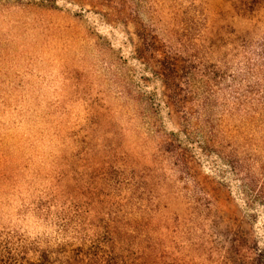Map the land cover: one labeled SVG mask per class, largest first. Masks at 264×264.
Segmentation results:
<instances>
[{
	"label": "rangeland",
	"instance_id": "1",
	"mask_svg": "<svg viewBox=\"0 0 264 264\" xmlns=\"http://www.w3.org/2000/svg\"><path fill=\"white\" fill-rule=\"evenodd\" d=\"M226 1L0 0V264L64 261L93 243L102 254L118 232L124 250L157 248L174 264H231L240 229L241 255L245 242L264 250V120L218 110L213 130L199 113L183 128L135 52L179 51L178 26ZM167 137L181 160L161 148ZM122 171L156 208L139 213Z\"/></svg>",
	"mask_w": 264,
	"mask_h": 264
},
{
	"label": "trees",
	"instance_id": "2",
	"mask_svg": "<svg viewBox=\"0 0 264 264\" xmlns=\"http://www.w3.org/2000/svg\"><path fill=\"white\" fill-rule=\"evenodd\" d=\"M226 2L222 7L227 13L220 7L215 10L199 8V21L193 17L178 26L179 51L166 49L157 57L154 52L146 56L139 45L135 49L138 60L149 63L153 75L161 81L162 101L169 110L171 119L175 121V118H179L185 129L192 122L190 115L199 113V124L213 130V114L218 110L222 111V116L227 114L236 120L240 118L246 122H254L257 117L264 120V0ZM153 47L150 46L152 49ZM240 129L237 128L236 131ZM173 144L167 137L161 143V148L164 147L163 151L172 152L175 159L181 160L183 154L177 153L181 145L175 146L177 148L170 147ZM226 158L235 171L243 172L241 161L233 160L230 156ZM115 178L118 186L126 184L133 193L138 194L135 205L139 207L140 214L156 208L158 200L146 197L145 184L138 181L136 176L130 178L122 171ZM248 187L251 191H256L253 187ZM118 192V203H124L123 189L119 187ZM256 198L264 206L262 188L257 191ZM130 233L132 238L137 237L134 230ZM233 233L231 247L226 251L231 264H264V250L252 251L247 242L246 254L241 255L237 248V238H249L250 232L240 229ZM118 235L119 242L115 243L111 251L101 254V245L93 243L87 251L70 256L64 261L40 260L35 264H174L166 263L165 252L157 248L149 254L150 247L135 245L133 242L131 248L124 250L120 242L124 241V235L122 232H118ZM107 236L108 233L103 239ZM231 253H235L236 259L231 257Z\"/></svg>",
	"mask_w": 264,
	"mask_h": 264
}]
</instances>
